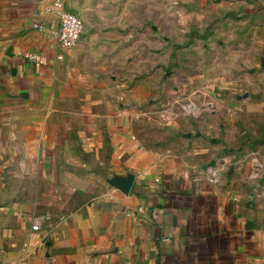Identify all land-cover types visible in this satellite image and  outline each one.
I'll use <instances>...</instances> for the list:
<instances>
[{
  "label": "crops",
  "instance_id": "obj_1",
  "mask_svg": "<svg viewBox=\"0 0 264 264\" xmlns=\"http://www.w3.org/2000/svg\"><path fill=\"white\" fill-rule=\"evenodd\" d=\"M53 1L0 0V264H264V198L209 180L186 108L59 48Z\"/></svg>",
  "mask_w": 264,
  "mask_h": 264
},
{
  "label": "rangeland",
  "instance_id": "obj_2",
  "mask_svg": "<svg viewBox=\"0 0 264 264\" xmlns=\"http://www.w3.org/2000/svg\"><path fill=\"white\" fill-rule=\"evenodd\" d=\"M69 2L88 42L81 66L155 86V101L186 108L222 146L212 159L222 158L221 179L238 176L263 199L264 0Z\"/></svg>",
  "mask_w": 264,
  "mask_h": 264
},
{
  "label": "built area",
  "instance_id": "obj_3",
  "mask_svg": "<svg viewBox=\"0 0 264 264\" xmlns=\"http://www.w3.org/2000/svg\"><path fill=\"white\" fill-rule=\"evenodd\" d=\"M47 11L57 15V29L55 37L59 48L62 50L73 49L79 42L84 32V22L76 14L64 8V4L60 0H54L47 8ZM29 58H32L29 56ZM57 59H62V54L57 55ZM222 158L209 163L203 168V172L208 176L211 182L217 183L221 180L223 174ZM138 211H143V207H138ZM38 230L39 223L35 219L31 227Z\"/></svg>",
  "mask_w": 264,
  "mask_h": 264
}]
</instances>
